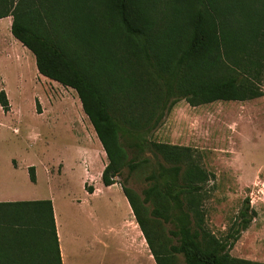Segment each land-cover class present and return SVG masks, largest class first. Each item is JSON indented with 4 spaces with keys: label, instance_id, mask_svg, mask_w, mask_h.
Returning a JSON list of instances; mask_svg holds the SVG:
<instances>
[{
    "label": "trees",
    "instance_id": "trees-1",
    "mask_svg": "<svg viewBox=\"0 0 264 264\" xmlns=\"http://www.w3.org/2000/svg\"><path fill=\"white\" fill-rule=\"evenodd\" d=\"M9 16L38 71L77 92L108 157L104 185L148 169L142 196L122 189L156 264H264L230 251L255 215L249 201L217 236L204 206L215 175L194 148L151 138L180 100L264 96V0H0ZM0 105L10 110L4 89ZM0 264H62L52 200L0 202Z\"/></svg>",
    "mask_w": 264,
    "mask_h": 264
},
{
    "label": "rangeland",
    "instance_id": "rangeland-1",
    "mask_svg": "<svg viewBox=\"0 0 264 264\" xmlns=\"http://www.w3.org/2000/svg\"><path fill=\"white\" fill-rule=\"evenodd\" d=\"M8 22L9 29L5 26ZM11 22V16L0 22V26L6 27V31H0L2 47H7L9 40H16L11 33ZM0 75L5 84L0 77V90L9 89L14 108H19L23 117V122L16 126L20 133L10 131V139L0 143V154H17L23 161L55 165L54 168L60 172L63 158L73 163L78 154L86 153L95 130L74 89L58 82L52 89L49 84L52 82L43 78L41 83L46 94L37 110L36 101L39 100L35 92H40V86L28 59L0 54ZM68 110H71V115L52 113ZM151 138L157 142L194 148L201 155L203 166L215 175L205 185L207 198L204 206L206 222L217 236L225 237L232 230L237 216L249 201L255 215L249 226L241 230L230 251L235 257L264 261V96L244 102L217 101L199 106L180 100L166 114ZM93 154L98 168L93 170L90 183L96 185L103 182L102 172L108 164V157L102 145L100 156ZM84 167L91 171L89 161L84 163ZM128 172L124 169L122 176L116 177V183L121 188L126 184L133 193L142 196L148 185L145 181L148 169H140L130 176ZM45 184V178L40 176L39 187ZM55 184L60 186L55 195L58 207L65 208L68 203L83 200V187L69 168L66 175L55 178ZM111 193L107 189L93 199L99 198L104 204L103 264H127L123 240L119 235L126 214ZM150 209L148 206V216ZM152 224L161 234L159 239H166L170 225L160 220L152 221ZM153 264H156L154 257Z\"/></svg>",
    "mask_w": 264,
    "mask_h": 264
},
{
    "label": "crops",
    "instance_id": "crops-1",
    "mask_svg": "<svg viewBox=\"0 0 264 264\" xmlns=\"http://www.w3.org/2000/svg\"><path fill=\"white\" fill-rule=\"evenodd\" d=\"M7 18L0 19V22L7 20ZM5 26L9 29V22ZM0 29L1 33L6 31L4 26H0ZM8 39L10 38L8 37ZM2 46L0 45V54H10L11 57L20 58L21 60L25 57L29 60L40 86V92H35V96L40 104H43L42 97L46 94V89L42 83L43 78L47 77L38 71L34 54L18 39L15 41L9 40L7 47ZM0 77L3 83V77L1 75ZM47 79L52 82L49 84L53 89L56 81ZM3 85L5 86L4 83ZM45 87L48 89L47 86ZM4 90L10 102V110L5 112L0 105V143L10 139V131L19 134L20 128L16 126L23 122L19 108H14L13 96H11L9 89L5 87ZM52 113L71 115L72 112L68 110ZM93 134L91 145L85 150L86 153L78 154L73 163L63 158L61 160L63 167L60 172L54 168L55 165L46 164L45 162L37 164L33 161H23L22 157L17 154L9 156L0 154V202L52 200L62 264H103L105 248L104 204L99 198L97 200L93 199L99 193L107 189L111 190V195L116 196L126 214L119 235L123 240L122 245L126 253L127 264H153V255L141 228L137 225L135 214L123 189L117 183L110 186H105L103 182L96 185L90 183L93 170L95 171L98 168V162L94 158L93 152L100 156L102 145L96 131ZM86 161L90 162L91 171L84 167ZM30 167L35 169V182L30 179ZM68 168L78 177L83 187V200L68 203L65 208H60L57 206L55 198L57 187L60 186L55 184V178L62 174L66 175ZM40 176H43L46 180L44 187H39Z\"/></svg>",
    "mask_w": 264,
    "mask_h": 264
}]
</instances>
